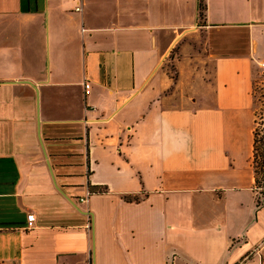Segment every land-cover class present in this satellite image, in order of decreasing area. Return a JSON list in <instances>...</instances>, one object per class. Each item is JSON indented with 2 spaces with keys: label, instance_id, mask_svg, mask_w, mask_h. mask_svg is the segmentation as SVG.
<instances>
[{
  "label": "crops",
  "instance_id": "obj_1",
  "mask_svg": "<svg viewBox=\"0 0 264 264\" xmlns=\"http://www.w3.org/2000/svg\"><path fill=\"white\" fill-rule=\"evenodd\" d=\"M204 1L0 0V264H264V0Z\"/></svg>",
  "mask_w": 264,
  "mask_h": 264
},
{
  "label": "trees",
  "instance_id": "obj_2",
  "mask_svg": "<svg viewBox=\"0 0 264 264\" xmlns=\"http://www.w3.org/2000/svg\"><path fill=\"white\" fill-rule=\"evenodd\" d=\"M254 91H256V85L253 82L252 95L254 103ZM254 128H253V149H252V167L254 171V188L257 191L258 203L260 197L264 194V112L260 114L259 119L262 121L261 129H259L257 121V113L254 109ZM92 192H102L104 189L93 188L89 186ZM130 199V197H126Z\"/></svg>",
  "mask_w": 264,
  "mask_h": 264
},
{
  "label": "rangeland",
  "instance_id": "obj_3",
  "mask_svg": "<svg viewBox=\"0 0 264 264\" xmlns=\"http://www.w3.org/2000/svg\"><path fill=\"white\" fill-rule=\"evenodd\" d=\"M176 51V48L169 54L166 58V69L173 78H176L177 72L174 64L173 55ZM263 69V68H262ZM253 82L256 85V91H254V109L257 113V121L259 122L258 127L261 129L262 121L259 119L260 114L264 112V71L255 70ZM264 123V120H263Z\"/></svg>",
  "mask_w": 264,
  "mask_h": 264
},
{
  "label": "built area",
  "instance_id": "obj_4",
  "mask_svg": "<svg viewBox=\"0 0 264 264\" xmlns=\"http://www.w3.org/2000/svg\"><path fill=\"white\" fill-rule=\"evenodd\" d=\"M75 10L78 11L80 10L79 6L75 7ZM204 16H205V1L204 0H197V15H196V25L201 24L204 20ZM260 67L264 69V61H262L260 63ZM84 87L88 88L89 84L88 83H84ZM93 193L90 188L86 191V193L78 198V202L79 203H84L87 201L88 196ZM84 212L88 213V211ZM34 221H35V215L33 213H29L27 215V227L31 228L34 225ZM264 245V237L261 239V241L259 242L258 246ZM171 258L168 259V262H166V264H171Z\"/></svg>",
  "mask_w": 264,
  "mask_h": 264
}]
</instances>
